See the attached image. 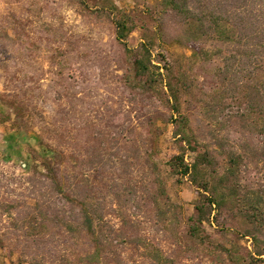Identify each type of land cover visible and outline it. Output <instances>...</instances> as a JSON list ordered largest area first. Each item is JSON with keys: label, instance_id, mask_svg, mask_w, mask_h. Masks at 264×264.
Segmentation results:
<instances>
[{"label": "rangeland", "instance_id": "obj_1", "mask_svg": "<svg viewBox=\"0 0 264 264\" xmlns=\"http://www.w3.org/2000/svg\"><path fill=\"white\" fill-rule=\"evenodd\" d=\"M162 1L0 0V113L11 116L0 122V264H83L91 250L87 239L68 234L62 225L42 226L40 207L49 214L60 211L62 217L78 211L51 182L46 164L52 160L63 189L72 188L77 176L80 199L90 197L111 223L105 264H153L130 243L135 238L158 245L175 264L218 261L159 221L149 201L154 170L146 162L148 153L184 218L191 216L199 192L189 177L168 173L167 163L182 152L168 124L172 111L154 94L132 87L130 60L116 40L113 20L90 13L110 3L127 11L138 27L128 48L138 47L148 32L156 33L155 55L186 73L198 93L210 91L215 86L210 65L174 42L181 27L171 15L160 19ZM16 105L22 115H16ZM193 159L186 154L187 164ZM245 178L253 183L262 179L257 170ZM220 223L240 231L227 209ZM209 231L228 248L236 239L221 236L216 227ZM239 242L253 251L250 237Z\"/></svg>", "mask_w": 264, "mask_h": 264}, {"label": "trees", "instance_id": "obj_2", "mask_svg": "<svg viewBox=\"0 0 264 264\" xmlns=\"http://www.w3.org/2000/svg\"><path fill=\"white\" fill-rule=\"evenodd\" d=\"M78 1L85 5L84 0ZM161 7L160 19L171 15L181 27L174 42L192 49L201 63L210 65L208 71L215 81L210 91L198 93L186 73L169 68L162 55H155L156 33L148 32L138 47L128 48L127 40L138 27L127 11L114 3L110 8L89 10L97 19L113 20L116 40L126 48L130 60L132 87L154 94L172 111L168 124L174 127L182 152L169 160L168 173L189 177L199 192L191 216L184 218L176 211L166 182L157 174L158 163L151 152L146 156L154 170L149 201L165 228L173 233L174 228L179 230L180 237L215 256V264H264V0H163ZM2 102L11 106V101ZM15 107L16 115H22V107ZM195 108L197 113L192 111ZM8 120L10 115L0 113V122ZM153 128L160 131L155 123ZM187 153L194 157L191 165L186 163ZM46 169L65 203L77 205L78 211L62 217L60 211L49 214L40 207L42 226L57 223L68 234L87 239L91 250L82 263L105 264L110 246L106 228H111V223L90 197L80 199L77 176L75 185L64 190L53 160ZM250 170H257L262 179L257 183L246 180ZM226 209L240 224V231L232 224L220 223ZM212 227L221 236L236 238L229 248L215 240L209 231ZM245 237L252 239L253 251L240 244ZM130 243L144 251L153 264H175L147 239L135 238Z\"/></svg>", "mask_w": 264, "mask_h": 264}]
</instances>
